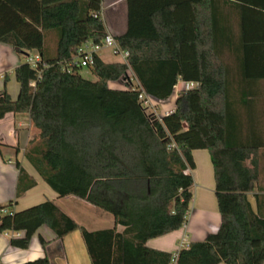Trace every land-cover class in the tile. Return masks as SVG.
Listing matches in <instances>:
<instances>
[{
	"label": "trees",
	"instance_id": "16d2710c",
	"mask_svg": "<svg viewBox=\"0 0 264 264\" xmlns=\"http://www.w3.org/2000/svg\"><path fill=\"white\" fill-rule=\"evenodd\" d=\"M102 2L0 0V41L19 55L36 50L40 57L35 67L26 58L14 68L18 94L0 91V118L27 112L38 133L24 156L39 176L59 196L73 194L109 212L115 225L90 230L48 198L2 211L11 200L0 205V232L23 230L9 242L26 248L42 224L57 236L78 228L91 264H169L173 252L146 241L185 221L191 150L205 148L220 223L177 249L176 264H261L264 110L249 107L264 94L258 82L264 78V0H126V29L114 36L128 50L127 61L107 62L95 52L92 80L70 60L84 41L106 35ZM182 7L186 15L177 17ZM129 69L136 85L128 81ZM178 79L195 84L178 90L172 111L148 113L139 94L165 99ZM117 80L124 86H109ZM252 81L257 84L250 87ZM240 125L245 131L234 132ZM15 164L18 197L36 181ZM22 264L51 263L45 254Z\"/></svg>",
	"mask_w": 264,
	"mask_h": 264
},
{
	"label": "crops",
	"instance_id": "0c3cea01",
	"mask_svg": "<svg viewBox=\"0 0 264 264\" xmlns=\"http://www.w3.org/2000/svg\"><path fill=\"white\" fill-rule=\"evenodd\" d=\"M185 13L183 7L177 9L176 12L177 17L185 16ZM101 14L107 32L116 35L125 31L127 25L126 0H103ZM31 52L37 53L36 50ZM26 55L25 53L19 55L11 44L0 41V91L6 89L12 98H16L19 90L14 68L20 62L26 60L22 59ZM100 57L107 62L121 61V58L107 60L101 55ZM6 75L7 79L5 80ZM258 82L264 90V78L259 79ZM255 83L257 84V82L252 81L249 86H254ZM182 84V80L178 79L174 91L176 88L181 89ZM237 84H240V82ZM172 94L174 98L171 103H165L169 97L165 99L154 98L157 102H164L163 108L160 107L159 116L174 109L177 92ZM237 101L243 103L245 99L240 98ZM255 102L259 104L249 107L250 111L264 110V94L258 97ZM238 109L239 113L246 112L245 105L238 106ZM244 128V125L235 126L234 132L242 133L245 131ZM37 133L38 130L31 124L27 112H7L4 117L0 118V205L13 201L11 206L4 208L2 211L20 210L48 198L79 225H84L90 230L114 226L113 216L109 212L76 195L59 196L49 185L51 189L45 187V181L24 156L25 147L30 139L36 137ZM9 154H14L15 161L18 160L36 181L34 186L25 190L18 197H16L18 168ZM191 155L194 167L187 169V171L191 174V187L193 189L191 188L192 193L188 202L185 221L175 230L149 238L146 241L149 247L174 252L178 249L180 240L187 244L192 240L203 239L208 233H214L219 226L220 215L216 207L212 167L208 152L205 148H194L191 150ZM45 191L48 194H45ZM248 198L253 204L251 193H248ZM116 229L122 231L123 225L116 224ZM22 234L23 230L0 232V264H22L26 260L45 254L51 264H91L78 228L67 232L63 236H57L50 226L42 224L31 236L28 247L20 248L10 244L9 239L11 236ZM41 237L46 241L44 246L40 242ZM218 264L225 263L219 262ZM261 264H264V258Z\"/></svg>",
	"mask_w": 264,
	"mask_h": 264
},
{
	"label": "built area",
	"instance_id": "2783aa9c",
	"mask_svg": "<svg viewBox=\"0 0 264 264\" xmlns=\"http://www.w3.org/2000/svg\"><path fill=\"white\" fill-rule=\"evenodd\" d=\"M102 47H109L112 49V51L120 55L121 61H127V56L129 54L128 50L123 49L119 46L118 42L115 39V36L111 32H107L106 35L103 37V39L100 42H93L91 40L84 41L77 49V52L75 56L70 60V63H75L79 66H89L93 63L94 60V53L97 52L98 49ZM40 59L38 53L34 55V57H28V61L32 66H36L37 61ZM40 77V73L38 74ZM182 88H189L193 84H195L193 81H182ZM31 85L35 84V80H32L30 82ZM140 99L142 98H148L149 95H147L144 92H141L139 94ZM187 244L184 243L182 240H180L178 244V249L180 247H184ZM176 256H177V250L173 252V256L169 262V264H176Z\"/></svg>",
	"mask_w": 264,
	"mask_h": 264
},
{
	"label": "rangeland",
	"instance_id": "374dc122",
	"mask_svg": "<svg viewBox=\"0 0 264 264\" xmlns=\"http://www.w3.org/2000/svg\"><path fill=\"white\" fill-rule=\"evenodd\" d=\"M97 52L102 56V57H104L105 59H107V60H112V59H114V58H120V55H117V54H115L113 51H112V49L111 48H109V47H102V48H100V49H98L97 50ZM34 55H35V53L34 52H30V54H29V56L30 57H34ZM29 56H23L22 57V59H26L27 58V60H28V57ZM79 71H80V73L83 75V76H85V77H87V78H89V79H95L96 78V76L90 71V69H89V67L88 66H82V67H80V69H79ZM128 81H130L131 83H132V85H136V79H135V77L133 76V74H132V71L129 69L128 70ZM110 86H124V82L123 81H110ZM178 88H176L175 89V91H174V93L175 92H178ZM173 98H174V95L172 94V95H170L169 96V98L166 100V102L165 103H171V102H173ZM142 102H143V105L145 106V108H146V111L148 112V113H151V114H154L155 116H158V117H160L159 115H160V107L161 108H163V103L164 102H157L154 98H152V97H148V98H142ZM9 156L14 160V162H15V156H14V154H9ZM6 157H7V155H6ZM45 187H48L47 189H51L49 186H48V184H46V182H45ZM193 189V188H192ZM45 194H48L47 193V191H45Z\"/></svg>",
	"mask_w": 264,
	"mask_h": 264
}]
</instances>
